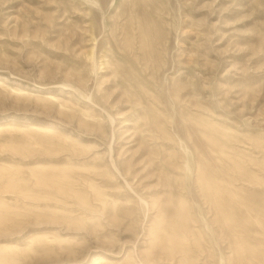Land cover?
Segmentation results:
<instances>
[{
    "label": "rangeland",
    "instance_id": "374dc122",
    "mask_svg": "<svg viewBox=\"0 0 264 264\" xmlns=\"http://www.w3.org/2000/svg\"><path fill=\"white\" fill-rule=\"evenodd\" d=\"M0 264H264V0H0Z\"/></svg>",
    "mask_w": 264,
    "mask_h": 264
},
{
    "label": "bare ground",
    "instance_id": "6f19581e",
    "mask_svg": "<svg viewBox=\"0 0 264 264\" xmlns=\"http://www.w3.org/2000/svg\"><path fill=\"white\" fill-rule=\"evenodd\" d=\"M90 52H91V51H90ZM90 52H89V53H90ZM89 53H88V54H89ZM90 55H91V54H90ZM90 55H89V56H90ZM103 58H104V56H103ZM114 73H115V72H114ZM115 74H116V73H115ZM47 97H48V96H47ZM49 97H50V96H49ZM45 98H46V96H45ZM46 101H51V100H46ZM150 117H151V116H150ZM153 134H154V133H153ZM152 140H153V139H152ZM187 167H188V166H187ZM200 169H201V168H200ZM189 171H190V170H189ZM197 177H198V180H200V179L202 178V173H201L199 170H198V175H197Z\"/></svg>",
    "mask_w": 264,
    "mask_h": 264
}]
</instances>
